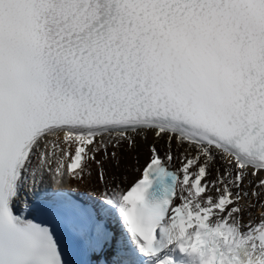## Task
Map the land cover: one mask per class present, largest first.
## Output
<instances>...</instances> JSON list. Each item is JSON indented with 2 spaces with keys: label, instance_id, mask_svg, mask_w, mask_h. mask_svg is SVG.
<instances>
[{
  "label": "snow or ice",
  "instance_id": "snow-or-ice-1",
  "mask_svg": "<svg viewBox=\"0 0 264 264\" xmlns=\"http://www.w3.org/2000/svg\"><path fill=\"white\" fill-rule=\"evenodd\" d=\"M246 182L264 0H0V264H264Z\"/></svg>",
  "mask_w": 264,
  "mask_h": 264
},
{
  "label": "bare ground",
  "instance_id": "bare-ground-1",
  "mask_svg": "<svg viewBox=\"0 0 264 264\" xmlns=\"http://www.w3.org/2000/svg\"><path fill=\"white\" fill-rule=\"evenodd\" d=\"M152 142L151 135L149 134L147 140L137 139V148L135 152L129 153L124 152L123 153V168L122 171L126 172L127 180L130 182L137 174L138 172H127V169L134 164L137 167H141L142 164L146 161L147 155H148V144ZM57 155H59L57 153ZM135 157V159H134ZM56 160V157L52 158V162ZM53 167L56 166V164H52ZM127 185H125L126 187ZM62 187H73V185L65 184ZM81 189H83V186H79ZM243 192H247V196H244L242 194L239 203V206L241 207L242 216L244 222H247L248 220H252L253 222H257L261 220L264 217V195H260L258 198L254 197L252 195L253 192V185L245 183V185L242 186Z\"/></svg>",
  "mask_w": 264,
  "mask_h": 264
}]
</instances>
